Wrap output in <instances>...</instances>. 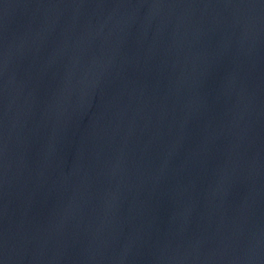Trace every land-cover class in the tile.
Returning a JSON list of instances; mask_svg holds the SVG:
<instances>
[{
    "label": "water",
    "instance_id": "1",
    "mask_svg": "<svg viewBox=\"0 0 264 264\" xmlns=\"http://www.w3.org/2000/svg\"><path fill=\"white\" fill-rule=\"evenodd\" d=\"M0 264H264V0H0Z\"/></svg>",
    "mask_w": 264,
    "mask_h": 264
}]
</instances>
